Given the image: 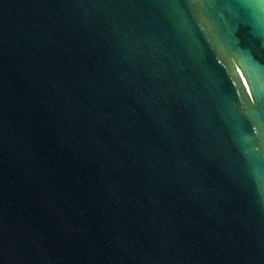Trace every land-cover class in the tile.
Here are the masks:
<instances>
[{"label": "water", "instance_id": "water-1", "mask_svg": "<svg viewBox=\"0 0 264 264\" xmlns=\"http://www.w3.org/2000/svg\"><path fill=\"white\" fill-rule=\"evenodd\" d=\"M0 264H264V0H0Z\"/></svg>", "mask_w": 264, "mask_h": 264}]
</instances>
